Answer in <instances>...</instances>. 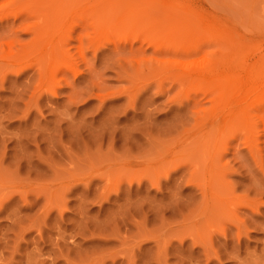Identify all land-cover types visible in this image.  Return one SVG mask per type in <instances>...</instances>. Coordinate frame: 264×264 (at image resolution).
Returning a JSON list of instances; mask_svg holds the SVG:
<instances>
[{"label": "rangeland", "instance_id": "1", "mask_svg": "<svg viewBox=\"0 0 264 264\" xmlns=\"http://www.w3.org/2000/svg\"><path fill=\"white\" fill-rule=\"evenodd\" d=\"M25 1L0 0V264H264V189L257 190L264 188V116H252L244 128L237 109L245 104L236 103L221 143L219 124L211 125L222 102L218 89L178 79L183 59L166 60L147 43L163 37L157 24L173 10L172 18L192 28L187 36L195 31L209 42L204 53L218 48L207 27L229 24L236 53L247 45L254 65L264 50V0H103L101 21L93 9L92 19L81 12L93 0ZM48 21L70 50L56 63L26 46L28 25ZM92 39L106 45L95 51ZM62 59L78 71H59L53 96L51 65ZM197 140L223 155L226 189L202 174L198 162L206 164V155L195 150ZM232 191L258 200L259 214H247ZM217 200L228 207L218 210ZM234 209L241 219L253 217L249 233H235Z\"/></svg>", "mask_w": 264, "mask_h": 264}, {"label": "bare ground", "instance_id": "2", "mask_svg": "<svg viewBox=\"0 0 264 264\" xmlns=\"http://www.w3.org/2000/svg\"><path fill=\"white\" fill-rule=\"evenodd\" d=\"M33 1L34 0H32V2H30L29 4L31 5L33 3H36L37 0H35V2H33ZM38 1H37V3H38ZM41 1H40L41 3H38V4H42L43 3V0H41ZM83 1H85L86 3H88L90 0H83ZM85 2H83V4ZM103 2H105V1H103V0H93L91 6H90V4L88 5L89 6L88 8H87V6H84L81 9V12H83V13L86 12V13L83 14V17H84V15L86 16V14H87V17L86 18L87 19H89V18L92 19L93 14L91 15L89 12H91L92 9H93L95 11L96 16H97L96 17L95 14H94V17H96L98 21H101V19H103V17H102L103 16L102 9L104 8ZM27 4H26V8L27 9H30V8H28L29 7V4L28 5ZM44 5H45V2L43 3V6ZM23 6H22L21 11H19L20 10L19 8H17V9H19L17 11L22 12V10H24V8H25ZM34 6H32V7L33 8H36ZM43 6H41V7H43ZM32 7H31V9H32ZM39 8H40V6L38 8H36L35 10H37ZM182 10L184 12L183 11L181 12L180 10H178V11H180L181 13H187V12H185L186 11L185 9L182 8ZM31 11H33V10H31ZM166 11H168V10H166ZM174 11H175V9H174ZM24 12H26V11L24 10ZM24 12H22V13H24ZM170 12H173V10L172 11H168L167 14L164 13V11H163V13L165 14V16L163 15V18H162V16H161V18L165 21V23H160L159 22L158 24L155 23L154 25H152V28H154L156 26V24H157L158 25L157 27L159 29H161L160 27L163 26L164 27L163 30L165 29L164 32L166 33V34L164 33L165 36L163 35V37L159 38L158 40L152 39V36H151V38H149L147 40V43L149 45H152V46L155 47V51L154 50L153 51H154V53L156 52V54L158 53V55L160 54V55H162L164 57L165 56L166 57L167 56H169V57L170 56H173V59H175L174 57L179 56V58L183 59L182 60V65H183V68L182 69L184 71H182V72H184V74L180 70L179 72H181V73H177L176 74L177 76H179L178 79L179 78L180 79L181 78L182 79H185L186 78L192 84L194 83L193 86H197V87H198L199 84L204 83V82H206V84L209 85L208 87H210L211 84H208V83H212L215 86V88L218 89V91H219V94H218L219 97H218V99H219V101H222V102H221V107H219V106L217 107V110H216L217 113L214 114V117L212 119L211 125H214L216 123L219 124L218 130L220 131V134L219 135L221 136V138L218 141H221V143H222L223 142V139H222L223 138V134L232 127V124H234L233 114H231L233 111L232 112H229V111H231V109H233V107H234V105L236 103H237L236 105H238V104L239 105L245 104V106H243L242 109H237L240 112L241 116H242L241 119L243 120L242 121L243 123L242 122H241L242 124L241 123H238V125H243L242 127H244V128H247L246 125H248V122H249L248 119H251L252 116H254L256 118H257V116H260V115L264 116V50H260L259 53L257 51V53L259 55L258 56L256 55V60L254 59V62H253L254 65L250 64V60L251 59L249 60V58H251V57H250V55H249V53L247 51L248 50L247 47H246L247 45L246 46L244 45L243 46V50L240 51V49H239L238 53H236L237 51H235L234 46H235V43H237V41L233 37L234 34L232 33L233 32L232 31L233 29L231 28V26L229 24L215 22V23H212L211 26L207 27V31H208V34L211 35V37H212V42L214 43L215 46L217 45L219 49L216 48V50L213 51V52H210L209 51V52L204 53V49L205 48L203 46L205 44L209 43V42H205L203 40H200L198 32H195V31L191 32V34L187 36L186 34L192 28L188 24H185V26L182 25L181 24V22H182L181 19L178 18L179 15H178V17H176L178 19L172 18L169 15ZM22 13H19V14H22ZM175 13H177V12H175ZM80 14L82 15V13H80ZM80 14H79V17H80ZM177 14H179V13H177ZM59 15L61 16V13ZM171 15H172V13H171ZM28 16H30V15L28 14ZM18 17H19V15H18ZM57 17H58V15H57ZM29 18H27V20ZM60 18L61 17H59V21H60ZM96 18H94L95 20L93 19L92 21L95 22L96 21ZM91 19H90V21H91ZM24 20H26V19H24ZM47 20L48 19H46V21ZM51 20L52 19H50L49 21H51ZM55 20H57V24H58L59 23L58 19L54 18V21ZM49 21L47 22L49 24L47 26L40 25V23H38L39 25L36 23L37 26L36 25H34V26L28 25V28H27L28 31L27 32L30 33V34L32 33L33 34V37H31V39H32V40L30 39L31 41L29 40L30 41L29 45H26V46L29 47L30 49L31 48L34 49V47L36 48L38 46V48L41 49L39 60H41L40 58H41V55H42L43 58L45 59V61L47 63H52V62H55L56 63L58 61L56 59H60L61 60V58L65 57V54L66 53H70L69 52L70 51L69 50L70 47L68 48L69 51L67 52L66 51V49H67L66 46L68 45L67 41L62 42L58 37L55 36L56 33H57V31L56 30H53V27H56V26L54 24L53 25H50V24H52L51 22L54 23V21H51L50 23H49ZM34 22H36V21H34ZM44 22H45V19H44ZM80 22H82L81 21V18H80ZM80 22H79V24H80ZM84 24H85V22H84ZM89 24H94V23L88 22V25ZM98 24L95 22L94 25L97 27ZM77 25H78V21H77ZM89 26L92 27L93 25H89ZM95 26H93L94 29H96ZM83 28L85 29V26ZM88 29H90V28L88 27ZM149 29H151V27ZM100 30H101V28H100ZM84 31H86V29ZM85 33H86V35H85L86 37L90 36V35H87V32H85ZM100 33L102 34L103 31L102 32L100 31ZM100 33L98 32L99 35H100ZM103 34H102V36H103ZM184 35H186V36H184ZM187 37H189V38H187ZM81 38H82V36H81ZM100 38H101V35H100ZM104 38H105V36H104ZM163 38H164V40L162 41L161 39H163ZM94 39L96 40V38H94ZM94 39H92V41H94ZM98 40L100 42V39H97V42H98ZM105 40H108V39L106 38ZM159 40H161V41L158 42ZM92 41H90V43H87V45H89V44L92 45V43H93ZM81 42H82V46H84L85 42H84V44H83V41H81ZM95 42L96 41H94V44L92 45L93 47L92 46L91 47L94 48L95 51H97V48L96 47H98L99 45L98 46H95V44H96ZM63 43L65 45L67 43V45L65 46V45H63ZM101 43H102V41L100 42V46L99 47H102L101 46L102 44L106 45V43H102V44ZM90 45L89 46H86V47H89V49H90ZM82 46H81V48L83 49L84 47H82ZM71 48H72V46H71ZM81 48H79V49H81ZM224 49L228 51V53L225 54V55H224V52H223ZM252 50H251V52H253ZM256 50H257V48H256ZM158 55H156V56H158ZM43 58H42L43 62L41 61L42 62V66L45 65V64L43 65V63H44V59ZM156 58H158V57H156ZM171 58L172 57H170V59ZM163 59H162V61H163ZM60 60H59V62H60ZM158 60H159V58H158ZM166 60H168V59L166 58ZM64 61L65 60L62 59V61H61L62 64H60L59 66H56V64L55 65L52 64L51 66H55V67H53L54 70L52 68H50V67L47 68V70L50 69V72L53 70L52 71L53 72V76H52V74L50 75V77L52 76L51 79H50L51 80V83L50 84L52 85V87L49 88V90L48 89H46V90H48L53 96L57 93L56 92L57 86H59V84L61 83L60 82L61 80L60 79H57V75H58L57 73L59 71H62L63 73L64 72L66 73V70H68V71L70 70L71 71V70L74 69V68H72L73 65L70 64L72 66L71 67L69 65V63L67 64L66 61L65 62ZM39 64H40V62L38 63V65ZM162 64H165V63L162 62ZM158 65H159V67L161 66V68L164 66V65L163 66L160 65V62L158 63ZM251 65L252 66H255V67H258V68L260 67V69H258V68L254 69L255 68L254 67L253 70L255 72L252 73L251 72L252 71L251 70ZM159 67H158V69H159ZM40 68L38 66L37 69L39 70L40 73H42L41 70H40ZM77 71L78 70H75V72H77ZM47 72L49 73V70ZM72 72L74 73V71H72ZM75 74H73V75L75 76ZM77 74H79V73H77ZM101 74L98 73L97 75H101ZM64 75H66V74H64ZM183 75L185 77H183ZM62 76H63V74H62ZM62 79L63 80L64 79L66 80V77L65 78L63 77ZM47 80H48V78L47 79L45 78V84H46V81ZM98 80L101 81V78L100 79L98 78ZM42 81L44 82V78H43ZM43 82H42V84H43ZM98 83L100 84V82H98ZM101 83H102V81H101ZM45 84H44V86H45ZM101 86H102V84H101ZM211 87H210V90L211 91L208 90L209 88L206 87L207 90H208V93L207 94H210L212 91H214L213 88L211 89ZM199 88H200V86H199ZM158 89H159V87H158ZM202 89L204 90V88H202ZM207 90H205L204 93L202 91V93L206 95ZM209 91H210V93H209ZM44 92H46V91H44ZM162 93H164V92H162ZM162 93L159 92V94H162ZM100 95H101V93H100ZM106 95L107 94H105V95L102 94V96H105L107 98ZM252 95L254 96V98L252 97L253 101H250ZM92 97H94V95ZM99 97L97 96L95 98H99ZM101 99H100L101 103L104 102L103 100L105 98L101 97ZM212 100H213V98H212ZM134 103H136V100L134 101ZM226 111H228V112H226ZM221 116H222V119H223L224 116H227V118H225V119H223L221 121V120H219V117L221 119ZM238 117H239V115H238ZM234 118H235V114H234ZM239 127L241 128V126H239ZM241 130H242V128H241ZM250 132L251 131H249L248 134H250ZM245 135H247V134H245ZM191 136L186 137V139H189L188 143H192V141H193L192 138H191ZM247 138H248L247 141L249 142V136H247ZM228 139H226V141ZM228 141H230V139ZM243 141H246V140H243ZM184 143H185V141H184ZM227 143H230V142H227ZM227 143H225L226 144L225 146H227ZM246 144L247 143H245V145ZM249 145H250V142H249ZM250 146H249V148H250ZM180 147H181V145H178L177 146V148H180ZM200 148L203 149V153L202 152L200 153V150H202ZM208 148H209V144L207 142H205V144H204L200 140H197L196 141V148H195V150L199 153L200 156H203L204 154L206 155V164L202 165L201 162H198V165H199V167L201 166L203 168L202 174H205L204 177L206 176V179H215L214 186H217V188H218V185H216L218 183L219 186H221L220 188L226 189L227 188V186L225 184L226 181L224 179L225 177H223V176H224V169H225V167H227L228 164H226V165L224 164L225 167L223 168L222 167L223 164H221V159H223V155H219V153L218 152H215L213 150V148H210V149H208ZM250 152H253V151H250ZM255 154H256L255 156L257 157V153H255ZM181 155H182V153L179 152L177 155H175L174 157H171L168 160H173L176 157L181 156ZM254 159L256 160V162H258L257 161L258 157H257V159L256 158H254ZM259 160L261 161V159H259ZM261 163H262V161L260 162V166L262 167ZM138 165H141V163H138V164L130 163L129 164V167L130 168H134L135 166H138ZM148 166H147V168H150L151 167V166L150 167H148ZM261 169H264V167L260 168V170ZM256 170H258V169H255V171ZM262 171H264V170H262ZM233 173H234V171H233ZM214 186L209 189L208 195L212 196V195L215 194V188L216 187H214ZM259 186H261V185H259ZM262 186H264V185H262ZM258 189L259 190L260 189L262 190L264 188L258 187L257 190ZM260 192L261 191H259L258 193H260ZM232 193H233V197H235V199H237L239 201V203L241 204L243 210L245 209L246 211H248L247 209H250L251 208L252 210L251 209L250 210L252 212H254L256 214V216L259 214L257 212H259L260 209L258 208V205L256 207V202L258 200H256V201L254 200L255 202L254 201H251L252 199L250 200V197L246 196V193H245L246 199L243 196L244 194H242V193H241L242 196L241 195L240 196H236L235 195L236 192H234V191H232ZM262 193H264V191L261 192V196H262ZM261 196H259V198L258 197L257 198L260 199ZM233 197H232V200H233ZM262 202H264V199H262ZM262 202H261V204H264ZM227 205H228V201H226V200H222V201L217 200V202H216L217 209L218 210L220 209V211L222 209H225L226 207H228ZM237 206H236V208L239 210V208H241V207L239 206V208H238ZM238 210L234 209V212L232 211L234 215L231 212V217L233 216L232 222L234 221V225H235V228H236V230H235L236 232L235 233H239V234H241V233H243V234L244 233L245 234L246 233H249L250 232V231H248L249 230V223H250L249 220L251 218L253 219V217H251V216H250L251 218L248 217L249 216V215H247L249 213V211H248L247 214H246L247 216L245 215L248 219L245 218V216L243 217V218H245V220L244 219H241V217H240L241 215H239V213L237 212ZM251 211H250V214H251ZM241 212H242V209H241ZM231 217H230V219H231ZM254 217H255V215H254ZM253 220H252V223L254 225ZM255 222H257V221L255 220ZM257 224H260V223H257ZM257 224H255V225L257 226ZM262 224H264V223H262ZM255 225H254V227H255ZM261 225L260 226L258 225L257 227H261ZM223 232L224 231H222V233ZM239 234H237V235H239ZM237 237H239V239L241 238V236H237ZM239 241H241V240H239Z\"/></svg>", "mask_w": 264, "mask_h": 264}]
</instances>
